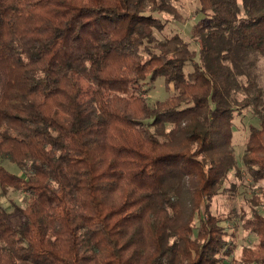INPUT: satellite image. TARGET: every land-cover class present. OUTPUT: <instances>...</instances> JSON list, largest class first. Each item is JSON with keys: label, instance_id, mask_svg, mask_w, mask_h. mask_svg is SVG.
Here are the masks:
<instances>
[{"label": "trees", "instance_id": "1", "mask_svg": "<svg viewBox=\"0 0 264 264\" xmlns=\"http://www.w3.org/2000/svg\"><path fill=\"white\" fill-rule=\"evenodd\" d=\"M174 1L0 0V195L29 196L0 202V264H219L235 243L212 204L237 173L233 120L247 107L259 127L241 160L262 185L239 216L257 243L235 264H264L251 76L264 0H198L195 49L155 35ZM159 77L173 93L150 105L145 83Z\"/></svg>", "mask_w": 264, "mask_h": 264}, {"label": "rangeland", "instance_id": "2", "mask_svg": "<svg viewBox=\"0 0 264 264\" xmlns=\"http://www.w3.org/2000/svg\"><path fill=\"white\" fill-rule=\"evenodd\" d=\"M173 14L161 13L160 16L164 23L162 31L155 32L157 38L171 36L172 34H179L185 41L190 43L191 48H196L194 43L193 33L199 25V19L202 15L199 12L198 0H177L172 2ZM186 70H191L190 64L186 65ZM251 76L263 94L264 102V57H258L252 68ZM247 84V80L244 79ZM146 97L150 105H154L157 101L164 100L171 93L173 89L170 86L167 88L164 85L163 78L159 77L155 81L147 80L145 83ZM244 95L243 91L237 93V98L240 99ZM234 116L233 137H232V152L237 162V173L234 170L229 172L228 179L224 184V192L218 194L212 204V211L214 213H223L227 220L223 222L227 231V240L235 243V249L232 254L219 264H235L239 260L241 249L243 247H254L257 243V238L253 234H249L243 230L239 216L243 209L247 211V204L245 200L252 197L253 193L259 192L262 181H255L249 174L247 169L242 164V156L245 151V139L248 135V128L250 126L259 127V120L251 107L242 108L236 112ZM2 165L12 173L18 174L19 171L13 164L2 161ZM8 199H11L16 204L24 207L27 205L29 196L20 191H9L6 197L0 195V202L9 211L12 208L9 206ZM264 214L263 209H259ZM14 225L19 224V218L12 219ZM197 223V217L195 218Z\"/></svg>", "mask_w": 264, "mask_h": 264}]
</instances>
